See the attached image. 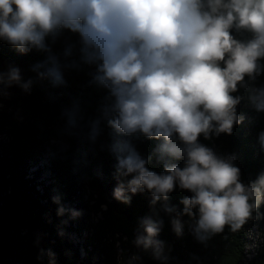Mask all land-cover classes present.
<instances>
[{"label": "clouds", "instance_id": "obj_1", "mask_svg": "<svg viewBox=\"0 0 264 264\" xmlns=\"http://www.w3.org/2000/svg\"><path fill=\"white\" fill-rule=\"evenodd\" d=\"M64 30L77 39L66 42L62 62L52 45ZM234 30L250 38L237 39ZM0 40L21 54L47 53L32 71L54 87L66 83V69L94 66L93 80L107 94L100 118L90 121V140L100 135L103 120L121 136L162 141L161 158L183 159V167L165 162L157 173L131 139L115 140L110 150L117 159L116 199L130 204L133 195L148 191L154 207L178 184L192 193L181 199L179 215L196 217L193 232L201 242L225 226L239 230L264 201V173L245 185L234 156L217 155L199 141L201 135H231L243 120L237 115L241 97L233 93L246 76L254 79L260 71L264 0H0ZM33 83L9 65L0 70V99L13 86L27 92ZM252 100L257 111H264V87ZM63 115L70 126L83 119L78 104ZM259 141L264 146V132ZM163 208L174 211L167 203ZM179 215L171 223L182 235ZM141 227L136 245L160 258L163 220L145 217Z\"/></svg>", "mask_w": 264, "mask_h": 264}, {"label": "trees", "instance_id": "obj_2", "mask_svg": "<svg viewBox=\"0 0 264 264\" xmlns=\"http://www.w3.org/2000/svg\"><path fill=\"white\" fill-rule=\"evenodd\" d=\"M233 34L237 39L250 35L235 30ZM76 39L64 30L52 45L53 53L63 62L66 42ZM46 58L47 53L35 49L21 54L0 40V70L7 71L13 65L20 68L24 80L34 81L29 91L13 86L8 89L10 95L0 99V264H264V228L260 229L261 242L249 258L241 228L232 231L225 226L223 232L199 241L193 232L196 217L179 215L183 210L181 199L192 193L180 189L178 184L166 202L160 201L154 207L148 191L133 195L130 204L116 199L117 159L110 150L115 140L131 139L140 154L149 159V170L157 173L164 171L165 162L183 167V159L161 158L157 147L162 141L139 134L121 136L103 120L100 135L95 141L90 140V121L100 118L107 94L93 80L94 66L81 64L78 69H66V83L54 87L47 79L38 80L32 71L33 65ZM259 63L261 68L255 78L246 76L244 84L233 93L241 97V103L264 87V59ZM77 104L83 119L70 126L63 113ZM237 115L248 121L235 125L231 135L213 134L210 139L201 135L199 141L209 148L216 142L222 146L220 156H234L240 181L249 185L264 173V146L259 141V134L264 132V111L254 108L245 112L238 107ZM247 115H251V121ZM51 139L60 140L62 145L49 161L53 181L43 184L38 180V171L29 172V176L28 170L52 145ZM130 178L120 179L126 182ZM83 186L89 188L90 207L102 213L94 222L73 217L82 208L79 204L75 210L73 204ZM262 202L251 215L263 214ZM165 203L174 211L166 212ZM61 206L65 209L63 214L58 212ZM178 215L184 225L182 235L176 234L171 223ZM145 217L163 220L157 237L164 242L160 258L135 243L143 231L141 221ZM85 230L88 235L83 244L78 237Z\"/></svg>", "mask_w": 264, "mask_h": 264}, {"label": "rangeland", "instance_id": "obj_3", "mask_svg": "<svg viewBox=\"0 0 264 264\" xmlns=\"http://www.w3.org/2000/svg\"><path fill=\"white\" fill-rule=\"evenodd\" d=\"M248 38H250V35H248ZM252 97L254 96L248 95V97H246L242 103L240 102L241 104L239 103L237 108L241 107L245 110V112H248L249 110L254 109L255 105L253 103ZM246 117L247 119H249V121H251V115H247ZM244 121H248V120H244ZM83 137L84 136H81L82 139ZM2 138L7 139L4 136ZM50 143L52 145L47 146L44 149L43 153L40 155V157H38V161L35 164L34 163L31 164L28 170L29 176L31 175L32 171H38L37 173L38 180L41 181V183L43 184H47L53 181L50 177V172L48 170L49 161L53 154L58 153L61 150L60 146L62 145V142L56 139H51ZM210 148L213 149V151L217 155L222 154V146H220L218 143L212 142L210 145ZM89 193H90L89 188L83 186V190L80 191L79 193L78 200L75 201L73 204L75 207V210H76V206L79 204L82 207L80 213H77L75 216H73L74 219H77L78 217H80L85 222H88V221L94 222L96 219L102 216V213L96 212L93 210L92 207H90V203H92V199H90V196L88 195ZM262 206H263V214L258 217L251 215V217L241 227L242 232H243V237H244L246 258H249L254 253L255 247L259 245L261 242L260 229L264 228V221H263L264 220V201L262 202ZM103 208H104V205L101 204L100 209H103ZM87 235H88V231L86 230L80 232V236L78 237L79 242L84 244V241Z\"/></svg>", "mask_w": 264, "mask_h": 264}]
</instances>
